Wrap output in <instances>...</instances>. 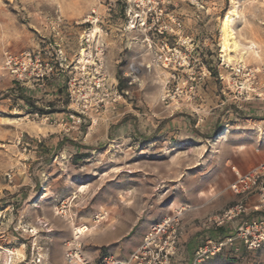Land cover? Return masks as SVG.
Here are the masks:
<instances>
[{
  "label": "rangeland",
  "instance_id": "374dc122",
  "mask_svg": "<svg viewBox=\"0 0 264 264\" xmlns=\"http://www.w3.org/2000/svg\"><path fill=\"white\" fill-rule=\"evenodd\" d=\"M232 7L237 46L222 51L221 20ZM27 51L52 69L17 81L4 60ZM263 67L264 0H0V264H12L15 244L24 243L25 260L31 247L40 251L44 237L28 226L35 220L43 230L51 217L72 220L73 243L82 217L99 211L91 205L108 199L163 217L238 195L220 160L263 153L264 129L230 117L234 101L264 103L255 95L263 73L254 91L246 75ZM191 264H264V245Z\"/></svg>",
  "mask_w": 264,
  "mask_h": 264
},
{
  "label": "crops",
  "instance_id": "0c3cea01",
  "mask_svg": "<svg viewBox=\"0 0 264 264\" xmlns=\"http://www.w3.org/2000/svg\"><path fill=\"white\" fill-rule=\"evenodd\" d=\"M225 101H227V99L218 104L220 107L219 111L223 110L224 113L228 112V108L223 106ZM234 102L237 103L235 104V108L238 110L233 112L231 111L230 117L232 119L233 126L252 128L256 124H259L264 129V103L262 104L256 102L258 105H254L253 103H255V100H252L250 106L242 108L237 101ZM255 114L258 116H251ZM262 151L263 153L261 155H255L253 154V151L246 149L241 154L237 151L223 156L220 160V167L222 169L221 172H225L226 176L230 179H228V181L233 182L235 175L232 168L241 173L247 172L259 162L264 160V150ZM44 156V154H37L36 160L41 162ZM69 156H71V154H69L68 157ZM210 167L211 166H207V169L210 170ZM205 171L207 170L205 169ZM39 177L40 185H42L43 178L42 176ZM66 189L67 190H63L66 194H70V192L73 191H70L69 185L66 186ZM222 189L223 186L218 190L222 191ZM29 192L33 195L41 193L39 196L42 198L48 195L47 193H50V191L47 190L45 192H40L39 189H32ZM237 197L238 195L230 192V196L225 200V202L222 200L218 201V199H216L215 204L207 205L206 202L208 200H205V207L203 210L197 211L192 209L184 212L177 252L172 258L171 264H191L195 247L202 243L205 238L217 237L235 230L239 224V219H235L218 228H203L199 223L200 219L206 214L222 210V207L227 201L231 200L236 202L239 198ZM245 201L250 207V211L248 213L249 216L263 215L262 213H257V211L252 208L257 201L256 195L246 197ZM41 203L42 202H40V205ZM62 205L63 207H68L67 205L69 204L67 201H63ZM74 205L75 207L79 206L78 203H75ZM91 207H93V210L98 209L99 211L97 212L99 213L96 211H89L90 213L82 217V221L86 223L84 225L88 229H86V231L83 234H80L77 238L73 235V241L80 245V252L82 256H84L91 263L99 262L100 259L107 254L119 257L128 256L139 246L148 227L162 217L159 215L155 217L147 215V213L144 212L142 203L138 201L125 203L123 206L115 209L108 199L102 203H98L97 207L94 206V204H92ZM101 212H105V216L102 215ZM99 215L101 216L100 219L103 218L102 220L99 219ZM95 216H97V220L94 219ZM37 218V220H40V217ZM41 219H43L44 223L45 221H48L46 218ZM35 222L28 223V226H35L34 228H38L40 233H38V235H36L37 233L31 234L30 236H34V239H36V237H44V240L41 243L42 247L41 245L38 246V249H40L38 253H41L42 256L45 259H48L51 264H68L64 257V253L69 244L72 243L70 241L72 240V220H69L64 216L51 217L46 224L48 227L44 228V230L41 227H37V223ZM9 252L11 253L10 257L12 264L19 263V261L28 256V251L26 250L24 243H19V245L15 244L13 248L9 249ZM14 252H16L18 256L13 260V257H15Z\"/></svg>",
  "mask_w": 264,
  "mask_h": 264
},
{
  "label": "built area",
  "instance_id": "2783aa9c",
  "mask_svg": "<svg viewBox=\"0 0 264 264\" xmlns=\"http://www.w3.org/2000/svg\"><path fill=\"white\" fill-rule=\"evenodd\" d=\"M4 66L17 81L32 75L42 78L52 69L51 64L43 62L29 51L23 52L20 56L7 55ZM236 71L239 72V68ZM260 72L264 75V67L262 70L253 68L246 72L250 80V89L253 91L255 87H258L255 85L258 84L257 76ZM255 95L264 100V90L255 92ZM232 169L235 179L230 187L240 196V199L219 212L204 216L201 226L218 228L235 219L240 220L239 224L232 232L217 237H207L198 244L193 252L195 262L204 261L226 251L237 252L239 246L252 252L264 245V160L244 173ZM251 195L257 197L252 208L263 215H248L250 207L244 200ZM183 209V207L176 208L170 214L151 224L144 233L139 246L126 257L107 254L99 262L91 263L82 256L80 245L74 241L66 248L65 259L68 264H171L177 252ZM21 230L25 231L24 227H21ZM32 231L29 229L30 233ZM30 255L28 260L23 258L21 261L24 264H51L41 253L34 251V246L31 247Z\"/></svg>",
  "mask_w": 264,
  "mask_h": 264
},
{
  "label": "bare ground",
  "instance_id": "6f19581e",
  "mask_svg": "<svg viewBox=\"0 0 264 264\" xmlns=\"http://www.w3.org/2000/svg\"><path fill=\"white\" fill-rule=\"evenodd\" d=\"M235 17H237V10L236 8L232 7L227 10L224 17L221 20L220 29L222 31V42H221L222 51L223 49L231 51L232 50L231 45L237 46V43L234 41L233 30L231 28V23ZM97 31L98 29L95 27L89 32V36L95 37ZM81 53L83 55L82 56L83 59H86L87 56L84 50H81ZM86 60L88 61V59ZM74 229L75 230L73 231V235L74 237H78L80 234H83L88 228L85 225H83L80 227H75ZM5 263H8L7 257L5 258Z\"/></svg>",
  "mask_w": 264,
  "mask_h": 264
},
{
  "label": "trees",
  "instance_id": "16d2710c",
  "mask_svg": "<svg viewBox=\"0 0 264 264\" xmlns=\"http://www.w3.org/2000/svg\"><path fill=\"white\" fill-rule=\"evenodd\" d=\"M120 86V84H118V87ZM24 97V99L27 101V102H29V101H31L30 100V98H28L27 96H23Z\"/></svg>",
  "mask_w": 264,
  "mask_h": 264
}]
</instances>
